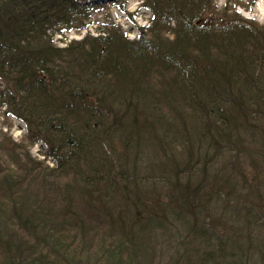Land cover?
Here are the masks:
<instances>
[{
  "label": "trees",
  "instance_id": "1",
  "mask_svg": "<svg viewBox=\"0 0 264 264\" xmlns=\"http://www.w3.org/2000/svg\"><path fill=\"white\" fill-rule=\"evenodd\" d=\"M102 1L0 0V264H264V26L140 0L55 45Z\"/></svg>",
  "mask_w": 264,
  "mask_h": 264
},
{
  "label": "rangeland",
  "instance_id": "2",
  "mask_svg": "<svg viewBox=\"0 0 264 264\" xmlns=\"http://www.w3.org/2000/svg\"><path fill=\"white\" fill-rule=\"evenodd\" d=\"M102 2L97 10L91 12L87 30L66 32L63 35L57 34L54 36L55 45L62 47L69 41L81 40L87 35L96 36V29L106 22L119 26L126 38L134 40L145 32L153 19V15L143 7L144 4L140 0H103ZM212 4L216 11H222L227 7L232 9L239 19L264 26V0H213ZM0 131L16 142H19L26 134L25 125L21 121L1 114ZM45 151V145L42 143H36L29 148L33 158L44 160L48 166L52 167L50 159L44 156ZM158 262H161V259L151 260L149 264ZM162 262L167 261L163 260Z\"/></svg>",
  "mask_w": 264,
  "mask_h": 264
},
{
  "label": "bare ground",
  "instance_id": "3",
  "mask_svg": "<svg viewBox=\"0 0 264 264\" xmlns=\"http://www.w3.org/2000/svg\"><path fill=\"white\" fill-rule=\"evenodd\" d=\"M260 13V12H259Z\"/></svg>",
  "mask_w": 264,
  "mask_h": 264
}]
</instances>
